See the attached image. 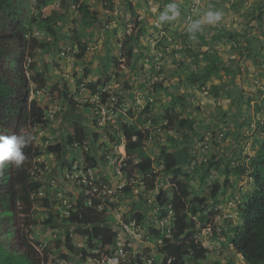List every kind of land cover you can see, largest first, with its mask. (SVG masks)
Masks as SVG:
<instances>
[{
  "label": "rangeland",
  "instance_id": "obj_1",
  "mask_svg": "<svg viewBox=\"0 0 264 264\" xmlns=\"http://www.w3.org/2000/svg\"><path fill=\"white\" fill-rule=\"evenodd\" d=\"M57 1L48 3L51 6ZM68 1L70 7L56 27L57 39L46 38L52 45L37 49L33 58L36 71L48 68L47 84L38 91L32 85L30 98L44 109L50 123L46 127L24 129L33 136L32 147L40 152L32 161V169L41 167L32 178L41 187L33 196L32 222L26 228L27 235L39 243V249L49 253L48 264H94L89 258L82 261L76 250L69 253L63 243L66 233L74 230L64 218L77 198L88 193V186L93 196L101 200L107 224L118 232L110 254L122 253L123 264H131L139 256L153 259L160 241L148 228L153 225L161 228L168 218L162 221L157 218L158 190L145 192L142 176L134 168L129 172L120 169L126 159L121 125L150 131L145 152L152 160H158L153 172L162 168L159 160L162 147L175 152L187 140L190 156L181 166L191 175L190 185L198 197L208 194L213 181H224L225 165L231 169L247 162L257 148L254 141L264 138V0H110L111 10L103 9L102 0H79L96 10L97 20L93 23L84 22L74 0ZM173 2L178 5L180 15L172 21L158 22L166 5ZM126 3H131L139 15L144 32L132 44L131 66L115 74L111 65L107 73L111 81L105 88L98 86V93L92 95L86 85L102 77L101 69L107 58L120 60L124 37L132 32L130 13L120 8ZM209 10L220 11V21L202 24L196 39H191L189 24L202 20ZM41 12L48 14L49 10L44 7ZM259 14L261 21L257 20ZM63 34L69 40L64 42ZM78 34L88 39L87 51L81 59L75 57ZM34 35L39 40L45 38L42 31H35ZM232 36L234 39H230ZM204 52L216 57L221 72L203 86L193 85L188 81L190 74L202 72L209 63ZM85 71L89 75L83 78ZM156 83L162 84L157 91ZM52 87L60 90L66 87L67 98L56 99L50 91ZM104 92L110 96L107 105L100 103ZM116 95H121V101ZM172 95L184 98V106L178 104L175 108L182 118L194 121L192 133L161 128ZM76 123L85 132L82 146L66 143ZM56 145L63 146L58 156L48 151V147ZM90 158L95 165L86 162ZM212 159L220 169L211 171L201 183L200 165ZM137 162L134 159L131 166ZM161 177L165 186L168 176L161 173ZM228 178L232 187L227 186L219 195L220 214L214 219L221 232L199 234L208 249L201 264H245L230 248V230L241 224L238 201L231 194L239 193L241 201L252 184L246 175L238 178L230 174ZM125 187L131 191L124 192ZM135 209L145 215L143 225L125 222ZM73 243L77 248L85 247L84 238H75Z\"/></svg>",
  "mask_w": 264,
  "mask_h": 264
},
{
  "label": "trees",
  "instance_id": "obj_2",
  "mask_svg": "<svg viewBox=\"0 0 264 264\" xmlns=\"http://www.w3.org/2000/svg\"><path fill=\"white\" fill-rule=\"evenodd\" d=\"M102 2L103 9L111 10L110 0ZM74 4L77 5L84 22L93 23L97 20L96 10L87 2L74 0ZM44 7L48 8V14L41 12ZM69 7L68 0H58L51 6L48 0H0V135L29 134L24 129L46 127L50 123L44 109L35 99L30 98L34 89L42 90L47 84L45 75L48 68L45 66L43 71H36L33 58L37 49H47L52 45L46 38L57 39L56 27ZM120 8L130 13L132 32L124 37L119 51L120 60L107 58L101 69L102 77L95 83L86 85L92 95L98 93V86L105 88L111 81L112 77L107 74L111 65L115 74L131 66L134 57L132 44L144 32V26L131 3H126ZM261 19L262 14H259L257 20ZM35 31H42L45 38L39 40L34 35ZM76 36L78 52L75 57L81 59L87 51L88 39L80 37L79 34ZM230 39H234V36ZM63 40L65 42L69 37L63 34ZM204 54L209 63L203 67L202 72L190 74L188 81L193 85L203 86L211 77H218L221 72L216 57L206 52ZM88 75L89 72L85 71L83 78ZM158 88H162L161 83L154 84V90L157 91ZM50 91L56 99L67 98L66 87L63 90L52 87ZM212 91L218 97L215 87ZM116 96L118 101H121V95ZM172 98L171 105L164 115L165 124L161 125V128L166 131L187 130L192 133L194 121L182 118L181 112L178 113L175 108L178 104L184 106V98L174 95ZM109 101L108 93L100 95L101 104L107 105ZM70 102L73 106L71 99ZM120 134L126 153L127 166L123 170L127 169L129 172L134 168L142 176L145 192L158 190L155 201L159 208L157 218L159 221L168 218L161 228L154 225L148 228L160 241L153 259L145 260L139 256L131 264H186L187 261L201 264L207 257L208 249L203 245L199 234L202 231L212 232L213 235L221 232L214 225V219L220 214L217 205L219 195L227 186L232 187L228 178L230 174L238 178L246 175L252 184V189L243 194L241 201L238 199L239 193L231 194V198L238 201L237 210L241 224L230 230V248L245 264H264V138L254 141L257 148L247 162H241L231 169L228 164L225 165L224 181H213L208 194L198 197L193 194L190 185L191 175L181 166L182 161L186 162L190 156L187 140L182 142L183 147L175 152H167V148L162 147L159 159L162 168L153 172L158 160H152L145 152L150 131L143 127L123 124ZM84 139L85 132L76 123L73 135L66 137V143L82 146ZM62 147L51 146L48 151L58 156ZM24 154L26 159L19 167L8 165L0 171V264H48L50 260L49 253L39 249V243L32 241L26 231L32 222V195L40 189L41 183L32 181L30 176L32 161L40 155L39 150L29 143L24 149ZM134 159L138 162L132 167ZM86 162L94 163L91 158ZM200 167L198 175L201 183L206 181L211 171L220 169L215 159L202 163ZM161 173L168 176L165 186L162 184ZM88 188L87 186L88 193L77 198L64 218L65 223L74 227L73 231L66 233L64 247L69 253L76 250L82 261L87 258L99 259L104 254H110L118 237V232L107 224L106 210L102 207L101 200L93 196ZM123 191L130 192L131 189L125 187ZM110 205L113 206L112 203ZM125 219L126 223L132 221L136 225H143L145 215L141 210L135 209L130 217ZM75 238H84L85 247H75Z\"/></svg>",
  "mask_w": 264,
  "mask_h": 264
},
{
  "label": "clouds",
  "instance_id": "obj_3",
  "mask_svg": "<svg viewBox=\"0 0 264 264\" xmlns=\"http://www.w3.org/2000/svg\"><path fill=\"white\" fill-rule=\"evenodd\" d=\"M180 15L179 7L176 3H169L165 10L158 17V22H168L175 20ZM222 13L220 11H207L202 20H194L188 26V33L191 39H196V33L201 30L202 24H215L220 21ZM33 140L31 134H13L11 136L0 135V171L8 165L19 167L26 159L25 147ZM126 154V153H125ZM35 193H33V196Z\"/></svg>",
  "mask_w": 264,
  "mask_h": 264
},
{
  "label": "built area",
  "instance_id": "obj_4",
  "mask_svg": "<svg viewBox=\"0 0 264 264\" xmlns=\"http://www.w3.org/2000/svg\"><path fill=\"white\" fill-rule=\"evenodd\" d=\"M127 165L125 164V161L124 163L121 165L120 164V169L122 170V168H125ZM41 167H34L33 169L30 170V176L35 179V174H36V171H40ZM96 252V251H94ZM123 254L122 253H117V254H104L102 255L101 258L99 259H93V258H89V259H92L93 260V263L94 264H123L125 262L123 258Z\"/></svg>",
  "mask_w": 264,
  "mask_h": 264
}]
</instances>
